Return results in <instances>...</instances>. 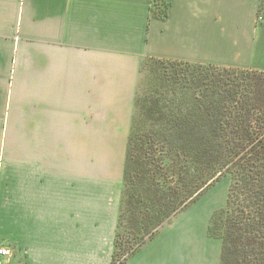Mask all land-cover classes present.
Returning a JSON list of instances; mask_svg holds the SVG:
<instances>
[{
    "label": "crops",
    "instance_id": "0c3cea01",
    "mask_svg": "<svg viewBox=\"0 0 264 264\" xmlns=\"http://www.w3.org/2000/svg\"><path fill=\"white\" fill-rule=\"evenodd\" d=\"M160 1L165 10L155 0H0L10 264L112 262L143 61L264 71L261 0ZM204 195L123 264H221L218 204Z\"/></svg>",
    "mask_w": 264,
    "mask_h": 264
},
{
    "label": "trees",
    "instance_id": "16d2710c",
    "mask_svg": "<svg viewBox=\"0 0 264 264\" xmlns=\"http://www.w3.org/2000/svg\"><path fill=\"white\" fill-rule=\"evenodd\" d=\"M263 9L261 0L258 16ZM152 59L162 75L133 118L118 225L133 239L123 234L122 246L117 230L110 264L227 175L223 230L210 229L223 241L221 264H264V71Z\"/></svg>",
    "mask_w": 264,
    "mask_h": 264
},
{
    "label": "rangeland",
    "instance_id": "374dc122",
    "mask_svg": "<svg viewBox=\"0 0 264 264\" xmlns=\"http://www.w3.org/2000/svg\"><path fill=\"white\" fill-rule=\"evenodd\" d=\"M160 0H155V3L159 2ZM161 2V1H160ZM159 2V3H160ZM163 4V3H162ZM160 3V7L162 10H165L164 4L162 5ZM263 18L261 19L258 16V21H264V9H263ZM163 67L159 65L154 59H146L143 61V65L141 67V76L137 88V109L136 113L134 114V117L136 116L137 120L140 121L142 119V116L140 114V106L139 102L143 101V99L146 97V95H150L154 88H156L155 84L160 82V77L162 75ZM164 91H168V89H164ZM133 117V118H134ZM132 131V130H131ZM232 182V177L230 175L222 177L221 180H219L213 187H211L207 193H205L204 198L211 197L212 200L215 196V204L217 205V208L214 211V214L211 219L210 229L214 233L222 232L223 227L222 223L224 222V217L222 213V209L225 207L227 202V196H228V190ZM125 187V185H124ZM171 219V218H169ZM168 219V220H169ZM168 220H166L164 223H166ZM119 232H121V237H119V241L123 242L122 246L125 245L124 241H122V235L125 234L126 238L125 240L130 236V239L133 235H130L128 230L125 227V222L118 227ZM119 247H121L119 245ZM121 252L122 249L119 248L117 258H121ZM117 262L116 264H118ZM12 264V261H11Z\"/></svg>",
    "mask_w": 264,
    "mask_h": 264
},
{
    "label": "built area",
    "instance_id": "2783aa9c",
    "mask_svg": "<svg viewBox=\"0 0 264 264\" xmlns=\"http://www.w3.org/2000/svg\"><path fill=\"white\" fill-rule=\"evenodd\" d=\"M259 17L263 18L262 15ZM10 254L9 246L0 241V264H10Z\"/></svg>",
    "mask_w": 264,
    "mask_h": 264
}]
</instances>
